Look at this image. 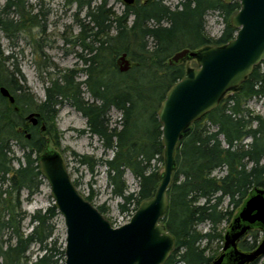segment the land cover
I'll return each instance as SVG.
<instances>
[{
	"label": "trees",
	"instance_id": "trees-1",
	"mask_svg": "<svg viewBox=\"0 0 264 264\" xmlns=\"http://www.w3.org/2000/svg\"><path fill=\"white\" fill-rule=\"evenodd\" d=\"M67 3L85 10L83 18H76L80 28L76 40L69 41L81 46L83 67L51 76L43 100L38 101L21 83L26 79L14 55L5 56L0 43V87L5 86L15 97L12 104L0 93V264H59L65 260V249L55 236L60 216L57 206L51 204L31 214L22 207L24 194L31 199L44 183L40 158L47 137L59 144L55 120L65 102L87 118L88 132L102 141L104 149L113 151L112 158L93 160L81 155L79 162L92 170L106 166L112 194L123 199L120 211L133 206L135 212L142 201L154 197L162 174L153 161H162L164 154L158 109L170 87L189 69L184 61L170 64L169 59L183 48L229 42L238 30L231 17L241 7L239 1L179 0L172 7L165 0H136L117 13L110 0ZM27 6V0H5L0 5V32L5 37L12 38L24 28L19 18ZM210 11L218 12L224 20L218 37L207 31ZM42 15L43 11L26 21L35 18L39 24ZM122 53L132 61L126 72L117 66ZM263 65L264 61L255 66L242 84L229 91L232 95L223 97L215 109L195 121L179 143L169 205L162 218L175 237V246L164 264H212L217 254L207 252L213 241H224L220 225L231 223L254 187H264V116L248 107L251 99L264 98ZM79 74L86 78L77 80ZM112 108L122 113L121 127H110ZM31 113L39 114L46 137L39 125L26 124ZM150 126L153 134L147 129ZM128 170L138 180L137 190L129 191ZM218 170L225 172L216 175ZM226 198L229 201L224 207ZM86 199L92 201L89 196ZM97 207L105 215V204ZM28 218L32 228L26 232ZM201 223H208L209 230H199ZM254 230L240 240V249L257 247L259 236ZM33 245L39 251L34 259L29 255ZM259 259L249 264H258Z\"/></svg>",
	"mask_w": 264,
	"mask_h": 264
},
{
	"label": "water",
	"instance_id": "water-1",
	"mask_svg": "<svg viewBox=\"0 0 264 264\" xmlns=\"http://www.w3.org/2000/svg\"><path fill=\"white\" fill-rule=\"evenodd\" d=\"M223 1L240 2V9L231 17L238 29L236 36L221 46L183 48L169 59L170 64L196 59L198 67L189 68L170 87L158 109L165 170L154 197L142 201L129 222L114 227L80 193L62 155L41 156L42 175L66 226L65 264H164L170 257L175 237L162 218L169 205L179 143L195 121L215 109L227 92L242 84L264 61V0ZM123 2L132 5L135 0ZM117 66L122 72L131 68L127 53L117 58ZM0 93L15 102L5 86L0 87ZM38 115L28 116L33 125L38 124ZM254 229L264 232V187H254L245 198L224 234L222 252L212 264H249L264 256V238L251 251L239 248L240 240Z\"/></svg>",
	"mask_w": 264,
	"mask_h": 264
},
{
	"label": "rangeland",
	"instance_id": "rangeland-1",
	"mask_svg": "<svg viewBox=\"0 0 264 264\" xmlns=\"http://www.w3.org/2000/svg\"><path fill=\"white\" fill-rule=\"evenodd\" d=\"M140 1L143 2L144 0ZM165 1L168 5L173 7L179 0ZM4 3L5 0H0V5ZM27 5L28 6L24 9V15L19 18V22L22 23L24 28L19 32L17 31V34L12 38H7L0 32V43L5 56L14 55L26 79V81H22L21 83L27 85L30 92L40 101L45 98L46 82H48L51 76L58 75L60 71H65L67 69H80L83 67V63L79 57V53L82 52L81 46L69 41L76 40L80 31L76 18H83L85 10L79 11L75 3L68 4L67 0H27ZM110 5L115 8L117 13H121L125 8L123 0H110ZM41 11H43L44 15L39 17V24L36 22L37 20H35V18H32L30 22L26 21L31 18L32 15ZM206 19L208 33L212 37H218L224 28L222 16L216 11H210ZM184 65L186 69L195 68L198 67V62L196 59H186L184 60ZM262 70H264V65L262 66ZM85 78V74H79L77 80H84ZM232 93L233 92H228L224 97H228L232 95ZM86 97L92 100L89 93L86 94ZM248 107L254 113L264 116V98L251 99V101L248 102ZM108 115L111 119L110 127L116 125L121 127L120 121L122 113L120 111L112 108ZM38 123L39 131L41 133L43 132L42 135L46 137L44 134L45 129L42 127L43 122L40 120ZM55 123L59 133V144L55 145L47 137L48 142L44 149V153L55 152L62 155L80 193L84 197H91V202L95 206L105 204L107 207L105 216L111 221L114 227L129 222L134 214L132 211L133 206L124 212L120 211L119 203L122 202L123 199L112 194L111 187L108 185L106 166L98 165L92 170L89 165L79 162V156L81 155L91 156L93 160L101 157L112 158L113 151L110 149L105 150L102 141L96 135H92L88 132L87 118L69 102H65L60 106ZM26 124L28 127L34 126L29 119L26 120ZM147 129L151 134L154 133L153 126L147 127ZM17 155H21V151L18 148ZM153 167L159 174L164 172V154L162 161H153ZM224 172V170H218L216 171V175H222ZM125 179L129 191L138 189V180L131 171L128 170L126 172ZM25 196L26 193L23 196L24 201L22 207L28 214L34 213L39 209L44 211L51 204H54L50 185L45 179L37 194L32 196L29 200H27ZM228 201L229 199L226 198L224 207H227ZM237 211L238 210H236V212ZM56 223L57 229L55 236L59 238V245H62L65 249L66 226L61 215L57 218ZM229 224L228 222H223L220 225L219 230L222 231L223 235L228 229ZM31 228L32 225L28 218L24 222V230L29 232ZM209 228L210 225L208 223H201L198 225V229L203 232L209 230ZM254 231L258 232V243L261 242L264 238V232L260 229H255ZM223 244L224 241H213L207 253H216L217 256H219L222 252V248L220 247H223ZM38 253V246L33 245L29 255L34 259ZM59 264H65V260H61ZM258 264H264V256L258 260Z\"/></svg>",
	"mask_w": 264,
	"mask_h": 264
}]
</instances>
